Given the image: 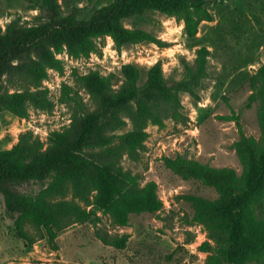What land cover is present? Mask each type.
<instances>
[{
	"label": "trees",
	"instance_id": "obj_1",
	"mask_svg": "<svg viewBox=\"0 0 264 264\" xmlns=\"http://www.w3.org/2000/svg\"><path fill=\"white\" fill-rule=\"evenodd\" d=\"M215 1L114 0L91 18L80 19L78 8L63 17L59 0H37L44 22L25 23L17 15L6 29L0 26V113L28 118L31 106L52 111L55 102L43 82L50 69L64 70L63 60L58 57L64 51L76 58L89 57L100 50L97 38L105 36L113 38L118 51L128 44H164L148 30L127 27L126 18L161 10L182 20L185 34L195 38L204 21H213L211 6ZM210 55L207 46L199 48L193 64L184 61V77L173 85L168 83L161 61L151 66L144 84H140L142 71L134 63L123 65V79L98 70L77 75V85L96 102L94 111H76L71 125L52 131L48 142L27 130L19 134L12 148L0 149V194L17 235L27 240L25 224L32 222L46 231L50 244L57 249L62 230L91 217V211L77 199L89 201L92 191L97 192L100 204L118 205L124 216L160 210L163 201L156 184L149 183L142 189L131 184L133 178L122 158H137L148 136V122L163 127L167 118L183 117L181 93L200 99L198 89L210 75ZM250 84L249 105L261 102L264 126V64L251 77ZM79 98L75 87L63 85L62 102L79 105ZM124 114L135 127L122 134H107V129L116 131L124 125ZM222 118L236 121L240 129L241 139L236 146L246 164L242 182L233 169H217L184 157L168 159V165L216 188L220 194L216 201L192 194L184 196L196 207L197 217L212 214L218 220L209 227L213 241L201 246L211 254L205 264H247L253 259L264 260V219L257 215L255 206L264 192V134L260 145L245 135L236 111ZM99 237L106 244H126L118 235L105 232Z\"/></svg>",
	"mask_w": 264,
	"mask_h": 264
},
{
	"label": "rangeland",
	"instance_id": "obj_2",
	"mask_svg": "<svg viewBox=\"0 0 264 264\" xmlns=\"http://www.w3.org/2000/svg\"><path fill=\"white\" fill-rule=\"evenodd\" d=\"M114 0H59L61 15L67 16L78 8L80 19H89L95 11ZM213 21H204L195 38L185 34L184 22L161 10L126 18L127 27L143 28L160 38L164 44L142 42L128 44L118 51L111 36L97 38L98 52L76 58L64 51L58 54L64 70H49L43 87L55 102L52 111L33 106L28 118L7 112L0 115V148H12L21 132L32 130L48 142L54 130L69 127L75 112H91L97 108L91 94L77 85V75L92 70L102 74L115 73L123 79L122 67L134 63L142 71L140 84L148 78L151 66L163 64L164 75L173 85L184 77V61L194 63L202 46L211 50L208 78L198 89L200 99L181 93L183 117H169L163 127L148 122L147 139L137 158L124 155L125 170L131 173V184L138 189L149 183L157 186L163 207L156 212L129 213L124 216L118 205L106 207L92 191L89 201L77 199L91 211L84 222H75L59 233L58 248L49 242L44 229L26 222L28 239H21L14 220L5 213L0 194V264H205L210 253L201 249L205 241H213L210 225L217 222L212 214L197 217L196 207L184 198L197 195L216 201V188L201 180L180 174L168 165V159L184 157L217 169H233L242 182L246 164L236 142L241 139L236 121L222 118L236 111L241 117L243 131L263 145L264 126L260 119L259 100L249 105L252 94L251 77L264 64V0H216L211 6ZM20 15L29 24L46 19L37 7V0H0V26H6ZM79 91L80 104L61 101L63 85ZM14 89L12 85H9ZM14 86V85H13ZM124 125L107 134H122L135 125L128 115H122ZM39 185L34 186L38 188ZM256 212L264 219V192L257 202ZM118 235L126 240L124 247L106 244L100 233ZM247 264H264L253 259Z\"/></svg>",
	"mask_w": 264,
	"mask_h": 264
},
{
	"label": "crops",
	"instance_id": "obj_3",
	"mask_svg": "<svg viewBox=\"0 0 264 264\" xmlns=\"http://www.w3.org/2000/svg\"><path fill=\"white\" fill-rule=\"evenodd\" d=\"M5 113H7V112H2V113H0V115L5 114ZM18 140H19V134H18L17 137L15 138V143H14V144H16V143L18 142ZM0 149H1V148H0ZM8 149H10V148H8Z\"/></svg>",
	"mask_w": 264,
	"mask_h": 264
}]
</instances>
